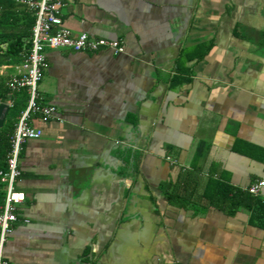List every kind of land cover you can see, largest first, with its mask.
<instances>
[{
  "label": "crops",
  "instance_id": "1",
  "mask_svg": "<svg viewBox=\"0 0 264 264\" xmlns=\"http://www.w3.org/2000/svg\"><path fill=\"white\" fill-rule=\"evenodd\" d=\"M63 1V27L124 50L45 49L55 117L31 116L7 264H264L249 210L203 197L264 181V0Z\"/></svg>",
  "mask_w": 264,
  "mask_h": 264
},
{
  "label": "built area",
  "instance_id": "2",
  "mask_svg": "<svg viewBox=\"0 0 264 264\" xmlns=\"http://www.w3.org/2000/svg\"><path fill=\"white\" fill-rule=\"evenodd\" d=\"M34 11V24L31 32V47L19 63L12 65L6 85L10 91L25 89L28 100L20 113L10 138V148L6 154L7 169L0 171V183L5 191L0 208V264H7L3 258V247L11 225L17 221V205L24 200V193L15 188L19 177L18 160L22 145L30 139L41 137L42 130L31 123V116L38 115L42 121L55 117V106L41 103L37 92L38 81L47 66L45 49L68 48L73 51L96 52L110 49L113 53L124 50L117 39L90 37L85 32L73 34L62 26L61 9L63 0H15ZM264 185L263 180L250 184L244 190L256 195ZM27 221V220H25Z\"/></svg>",
  "mask_w": 264,
  "mask_h": 264
},
{
  "label": "trees",
  "instance_id": "3",
  "mask_svg": "<svg viewBox=\"0 0 264 264\" xmlns=\"http://www.w3.org/2000/svg\"><path fill=\"white\" fill-rule=\"evenodd\" d=\"M34 11L17 3L15 0H0V66L16 64L23 60L31 47V32L34 24ZM198 51L193 54H186V58L196 56L201 58L208 50ZM182 65L178 69L182 70ZM8 77V76H7ZM7 77L0 75V103H9L8 112L3 125L0 127V171L7 169L6 154L10 148V138L14 130L15 123L26 107L28 95L25 89L20 91H10L6 85ZM188 80L181 77L178 72L171 79L172 85ZM135 123V120L132 121ZM131 153L127 154L130 161ZM137 153L133 154L131 166L134 172L137 171ZM128 164H130L128 162ZM5 191L0 183V208L4 201ZM171 199L175 196L168 193ZM203 197L209 203L216 204L229 212L235 211L238 207H244L250 212L249 221L251 224L264 228V200L253 195L246 190H234L228 185L209 179L203 191Z\"/></svg>",
  "mask_w": 264,
  "mask_h": 264
},
{
  "label": "water",
  "instance_id": "4",
  "mask_svg": "<svg viewBox=\"0 0 264 264\" xmlns=\"http://www.w3.org/2000/svg\"><path fill=\"white\" fill-rule=\"evenodd\" d=\"M9 105L6 102L0 103V127L3 125L7 112H8Z\"/></svg>",
  "mask_w": 264,
  "mask_h": 264
}]
</instances>
